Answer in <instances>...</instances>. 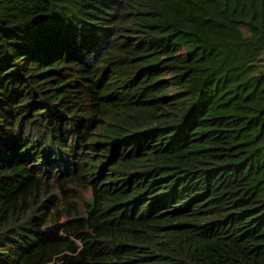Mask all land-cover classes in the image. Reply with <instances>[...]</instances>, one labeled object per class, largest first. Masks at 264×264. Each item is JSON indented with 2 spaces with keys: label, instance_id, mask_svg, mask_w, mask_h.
I'll return each mask as SVG.
<instances>
[{
  "label": "trees",
  "instance_id": "trees-1",
  "mask_svg": "<svg viewBox=\"0 0 264 264\" xmlns=\"http://www.w3.org/2000/svg\"><path fill=\"white\" fill-rule=\"evenodd\" d=\"M0 264H264V0H0Z\"/></svg>",
  "mask_w": 264,
  "mask_h": 264
},
{
  "label": "rangeland",
  "instance_id": "rangeland-1",
  "mask_svg": "<svg viewBox=\"0 0 264 264\" xmlns=\"http://www.w3.org/2000/svg\"><path fill=\"white\" fill-rule=\"evenodd\" d=\"M76 196L81 200H86L88 197H89V194L88 193H83L82 191H77V194Z\"/></svg>",
  "mask_w": 264,
  "mask_h": 264
}]
</instances>
